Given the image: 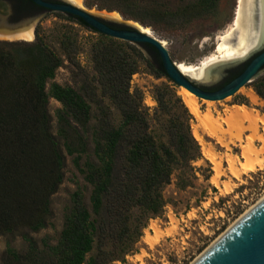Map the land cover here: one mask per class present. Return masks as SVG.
Returning <instances> with one entry per match:
<instances>
[{
  "label": "trees",
  "instance_id": "1",
  "mask_svg": "<svg viewBox=\"0 0 264 264\" xmlns=\"http://www.w3.org/2000/svg\"><path fill=\"white\" fill-rule=\"evenodd\" d=\"M218 1L190 0L178 9L165 0H86V4L157 26L190 24ZM65 17L102 36L92 47L96 73L82 88L90 100L109 99L119 118L104 103H99L100 115L94 117L85 95L55 81L64 59L44 38L0 42V237L23 230L29 243L22 256L9 248L4 264L123 260L135 251L148 220L164 213V190L173 178L180 190H186L202 170L194 165L204 158L193 132L195 115L177 93L179 86L168 77L157 50L142 43L154 55L153 61L138 44L102 34L80 17ZM64 45L70 56L76 44L67 40ZM141 62L168 81L154 87L158 103L154 114L144 108L143 91L131 86ZM251 86L264 100V73ZM53 98L61 103L55 115L56 135L49 111ZM58 138L92 187L91 208L82 190H76L57 243L42 248L31 232L47 226L51 197L64 182L66 155Z\"/></svg>",
  "mask_w": 264,
  "mask_h": 264
},
{
  "label": "rangeland",
  "instance_id": "2",
  "mask_svg": "<svg viewBox=\"0 0 264 264\" xmlns=\"http://www.w3.org/2000/svg\"><path fill=\"white\" fill-rule=\"evenodd\" d=\"M165 2L173 9H178L190 0ZM238 5L239 0H219L213 10L190 24L179 25L173 22L157 26L127 19L117 10L89 7L86 0H83L82 7L104 18L113 19L111 14L117 12L120 16L118 22L139 23L149 27L153 35L165 42L176 63L201 66L204 60L216 52L220 35H224L233 25ZM3 9L4 6L0 5V11ZM66 15L63 12H44L31 22L30 27L35 31L33 40L0 38V42H34L38 37L44 38L48 46L64 59V64L57 70L55 81L62 85H71L85 95L92 105L94 117L100 115L99 103H104L103 105H108L119 118L118 111L110 104L109 99L105 98L101 102L100 96L95 97V101L90 100L82 88L96 73L92 61V47L102 36L67 19ZM227 39L233 41L230 36ZM67 40L76 44L71 53L69 50L70 56L64 45ZM142 50L154 61V55L148 49ZM242 65L243 63L224 68L221 76L215 72V83H207L206 88L215 90V87L222 85L228 76ZM167 82L166 78L157 77L146 63L141 62L138 72L132 77L131 86L133 90L139 88L143 91L144 108L154 114L158 108L154 98V87ZM176 89L181 95V87ZM249 91L257 96L249 95ZM249 91L241 100L223 108L206 106L201 102L202 110L210 109L214 116L223 121L224 127L220 128L217 135L212 134L205 123L195 115L193 132L195 137L200 135L203 139L202 141L197 138L204 157L194 163L202 167L197 173L198 180L193 187L180 190L174 177L172 183L164 190L167 200L164 213L160 217L148 220L135 251L127 254L123 260L111 264H193L244 214L264 199V100L253 87ZM98 93L101 94V90H98ZM237 105L248 107L249 112H242V120L237 121L235 116L233 122L231 115H237L238 110L233 106ZM60 107L59 101L54 98L50 100L49 111L55 135L58 126L55 115ZM59 141L66 155L64 182L51 197V212L47 218V226L39 232H31L38 246L42 248L46 243L49 245L57 243L64 226L67 207L71 205L72 195L76 190H82L84 201L91 208L92 187L74 165L73 157L66 154L62 141L60 139ZM215 154L218 160L222 161L219 172L215 169V162L210 156ZM242 161L254 164L256 169L246 171L241 167ZM205 175H209L208 180L205 179ZM22 232L24 231L18 230L0 237V264H4L9 256V248L21 256L29 251V243L24 239ZM148 238L155 243L150 244Z\"/></svg>",
  "mask_w": 264,
  "mask_h": 264
},
{
  "label": "water",
  "instance_id": "3",
  "mask_svg": "<svg viewBox=\"0 0 264 264\" xmlns=\"http://www.w3.org/2000/svg\"><path fill=\"white\" fill-rule=\"evenodd\" d=\"M33 1L46 7L48 11L63 12L80 17L100 33L138 44L142 48H144L142 43L152 45L159 53L168 77L206 106L223 108L241 100L252 88L251 82L264 73V41L245 58L210 65V77L205 79L203 76L194 77L184 73L179 64L172 59L162 40L144 32L137 26L139 23H121L116 18H104L69 0ZM36 17L38 16L18 18L10 3H7V9L0 11V35L3 37L15 36V34L31 28V22ZM247 62L243 72L222 88L216 90L206 88L207 83H215V72L221 76L224 68ZM202 66L203 64H201ZM193 264H264V199L244 214Z\"/></svg>",
  "mask_w": 264,
  "mask_h": 264
},
{
  "label": "bare ground",
  "instance_id": "4",
  "mask_svg": "<svg viewBox=\"0 0 264 264\" xmlns=\"http://www.w3.org/2000/svg\"><path fill=\"white\" fill-rule=\"evenodd\" d=\"M69 1L77 6H83V0ZM111 16L117 19H119L120 17L117 12L112 13ZM137 26L144 32L153 35V32L149 27H145L139 24H137ZM33 35L34 30L31 27L18 34H15V36L3 37L0 35V38L33 40ZM228 36H230L233 41L228 40ZM218 39L219 41L216 52L203 61L202 67L195 64L178 63L181 70L184 73L190 74L194 77L203 76L205 79H209L210 65L217 64L222 61L245 58L252 50H254V48H256L264 41V0H239V5L236 10L233 25L224 35H220ZM162 42L165 44L164 41ZM204 62L206 64H204ZM180 93L192 113L205 123L206 128L212 134L217 135L220 128L224 127L223 121L220 118L214 116L210 109H207L205 111L202 110L201 101L193 96L190 92H188L185 88L181 87ZM248 94L254 97L257 96L252 91H249ZM233 107H236L238 110L236 111L237 115L232 114L231 118L233 119L235 116H237V121L242 120V112H249L248 107L244 105H237ZM233 122H235V120ZM196 137L203 141L200 135H196ZM210 156L215 162V169L219 172V170H221L222 168V161L218 160L216 154ZM241 167H243V169H245L246 171H254L256 169V166L254 164H247L244 161L241 162ZM148 241L150 242V244L155 243L149 238Z\"/></svg>",
  "mask_w": 264,
  "mask_h": 264
},
{
  "label": "flooded vegetation",
  "instance_id": "5",
  "mask_svg": "<svg viewBox=\"0 0 264 264\" xmlns=\"http://www.w3.org/2000/svg\"><path fill=\"white\" fill-rule=\"evenodd\" d=\"M44 1L57 2V0H44ZM7 3H10L15 16L18 18H23L27 16H38L39 17L43 15L44 12L48 11L46 7L37 4L33 0H0V5L4 6V9H7ZM247 64L248 62L244 63L238 70H236L235 72H232L228 76V78L231 76L237 77L240 73L243 72Z\"/></svg>",
  "mask_w": 264,
  "mask_h": 264
}]
</instances>
